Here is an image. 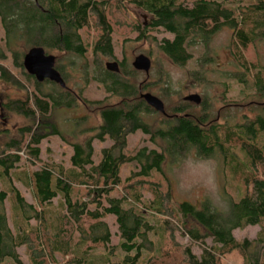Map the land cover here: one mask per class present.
<instances>
[{
  "label": "trees",
  "instance_id": "obj_1",
  "mask_svg": "<svg viewBox=\"0 0 264 264\" xmlns=\"http://www.w3.org/2000/svg\"><path fill=\"white\" fill-rule=\"evenodd\" d=\"M125 1L148 16L134 24L137 39L159 28L172 35L158 41V48L177 65L190 60L188 45L206 40L222 27L230 28L231 53L242 69L232 78L242 86V98L251 96L252 101L264 102V69L244 53L254 40L264 38V0H0V51L10 54L14 66L32 79L34 86L24 100L9 101L12 111L32 123L19 129L20 139H10L0 148V262L8 258L13 264H24L16 252L17 247L24 246L31 264H174L179 256L182 264H222L233 251L243 256V264H264V144L260 143L264 103L248 106L254 116H233L232 124L204 102L197 106L198 112L187 107L188 103L170 109L164 104L165 113L161 114L140 97L139 88L142 91L145 85H137V70L119 63L117 73L102 68L100 76L93 77L116 101L105 98L91 102L100 123L92 128V138L70 144L68 168L52 162L37 163L41 141L50 135L62 137L51 122L41 121L49 120L54 108L71 107L76 100L75 94L66 90L58 61L55 67L66 88L48 80L38 82L27 74L22 66L24 49L40 46L48 54L55 51L82 56L90 47L95 56L112 57L111 14L115 9L124 12ZM84 28L96 32L89 47L79 34ZM5 59V53L0 52V79L20 86L1 63ZM82 103L89 105L84 100ZM151 115L157 120L153 124L144 120ZM137 131L147 135L153 147L128 152L127 136ZM95 139L111 141L110 146L100 149L97 161L92 147ZM190 150L202 157H218L225 180L242 188L239 199H230L226 213L208 203L202 208L187 201L173 204L162 167L167 156L178 160ZM23 157L38 166L18 171ZM126 164L133 167L122 178ZM21 176L31 189L34 203L25 202L11 184ZM8 197L9 216L4 207ZM56 197L62 200L59 210L48 211L47 204ZM106 215L114 218L118 238L110 248L111 234L103 220ZM84 217L96 221L87 230L81 226ZM189 220L192 223L186 227ZM255 225L260 230L253 240L239 241L232 236L235 228ZM176 234H186L201 254L197 256L190 247L182 246ZM207 237L215 245L207 247ZM88 241L107 247L101 262L83 256ZM56 255L62 257L61 262L56 261Z\"/></svg>",
  "mask_w": 264,
  "mask_h": 264
},
{
  "label": "rangeland",
  "instance_id": "obj_2",
  "mask_svg": "<svg viewBox=\"0 0 264 264\" xmlns=\"http://www.w3.org/2000/svg\"><path fill=\"white\" fill-rule=\"evenodd\" d=\"M124 4V12L115 9L111 14L114 22L112 57L92 54L89 44L96 37V32L93 28H84L79 31L83 44L89 47L82 56L55 51L49 52V54H53L56 57V61L60 64L67 86L75 93L72 96L76 103L71 107L59 106L54 108L49 120L41 121L42 123L51 122L63 138L56 135L44 138L39 146L40 155L37 163L52 162L62 166L64 169L68 168L69 157L72 153L70 144L82 143L86 139L92 138L94 135L92 128L100 123L98 112L91 102L101 101L105 98L111 103L116 101L115 98L109 97L102 85L94 80L93 77L100 76V71L105 69V63L110 61L124 63L126 66L133 68L131 63L134 57L139 54L146 55L151 61V66L148 75L143 71H137V85H145V89L142 92H150L159 97L168 109L177 104H187L188 102L183 101V97L196 93L201 97L204 104L210 106L214 113L219 111L223 119L226 117L231 124L233 123L231 119L233 116L238 118L244 112L250 117L254 116L255 112L251 113L246 108L242 107L239 109L232 106L237 101L245 104L252 100V97L242 98L240 94L242 86L232 78L238 77L242 69L238 67L231 53L232 30L230 28L222 27L206 40H200L198 43L188 45L187 51L191 53L190 60L184 65H177L158 48V41L163 38L171 39L172 35L159 28L147 32V37L137 39V34L133 28L134 24L144 22L148 16L134 4L128 1H125ZM2 37L3 31L0 27V48L3 47ZM27 50L24 49L25 52ZM244 51H246L244 53L248 58H255L264 69V38H257L252 42L250 48ZM0 52L6 55V59L2 60L1 63L10 71L12 77L20 85L15 86L0 79V93H2L6 101H9V99L24 100L27 94L33 92V81L32 79H27L20 69L14 66L7 51ZM44 87L47 88L46 86ZM79 91L81 92L80 94ZM77 97H80V99ZM82 100L88 102L89 105L83 104ZM197 106L194 103L187 104V107H190L195 112L200 110ZM7 116L9 117V131H7L8 135H0V148L10 139H20L19 129L32 123L30 119L15 111L10 112ZM155 119L156 117L151 115L150 117H145L144 120L153 124V121H157ZM43 130L49 131L48 128H43ZM260 143L264 144V135L261 137ZM110 144V140H105L104 142L93 140V157L96 161L98 160L100 149L108 147ZM143 146L147 148L153 147L149 137L141 131L127 136L126 150L128 152H134ZM37 166V164L31 165L30 161L23 157L17 165V169L18 171L24 168L30 170ZM132 167V165L128 164L123 165L121 177L127 176ZM162 170L168 178L169 193L174 205L187 201L197 208H202L203 204L208 203L216 211L226 213L229 209L228 203L230 199L237 200L243 194L240 186L225 180L220 159L216 156L202 157L197 155L195 150H190L188 154L178 160H173L167 156ZM21 178L20 180L14 178L11 184L20 192L25 202L34 203L31 189L26 186L22 176ZM3 185L5 189L8 188L7 184ZM9 201L10 198L8 197L4 203L7 216H9ZM61 202V198L56 197L50 204H47L46 208L48 211L57 212ZM103 220L107 223L110 230L111 238L108 244V248H110L111 245H115L118 241L116 224L112 216L106 215ZM95 222L91 218L84 217L81 226L87 230ZM31 223L33 224V222ZM191 223L192 221L189 220L186 223V227ZM259 230V226L255 225L246 226L242 229L235 228L231 233L239 241L244 239L253 240ZM175 239L182 246L190 247L197 256L201 254L198 245L191 242L186 234H176ZM204 244L207 247L215 245L211 237L205 238ZM106 250L107 247H104L102 243H91L88 241L83 247V254H85L83 256H87L86 258H89L90 261L99 263ZM16 252L24 264H31L24 246L17 247ZM46 257L51 262L47 255ZM55 258L57 262L62 260L60 255H56ZM179 260H181L180 256L175 259L176 262L174 264H182ZM0 264L13 263L8 258H4ZM222 264H243V256L233 251L222 259Z\"/></svg>",
  "mask_w": 264,
  "mask_h": 264
},
{
  "label": "water",
  "instance_id": "obj_3",
  "mask_svg": "<svg viewBox=\"0 0 264 264\" xmlns=\"http://www.w3.org/2000/svg\"><path fill=\"white\" fill-rule=\"evenodd\" d=\"M54 62L55 56L52 54H46L44 49L40 46L30 47L22 56V66L24 70L27 74L33 76L36 81L42 82L43 80H48L65 88V82L60 73L54 68ZM131 65L133 69L143 71L148 75L151 61L146 55L139 54L134 57ZM105 69L117 73L119 71V66L116 61H110L105 63ZM140 97L144 99L146 104L154 111L161 114L165 113L164 103L159 97L150 92L140 93ZM183 101H190L199 104L201 102V97L198 94L193 93L184 96Z\"/></svg>",
  "mask_w": 264,
  "mask_h": 264
},
{
  "label": "flooded vegetation",
  "instance_id": "obj_4",
  "mask_svg": "<svg viewBox=\"0 0 264 264\" xmlns=\"http://www.w3.org/2000/svg\"><path fill=\"white\" fill-rule=\"evenodd\" d=\"M48 54V53H46ZM53 55V54H52ZM55 62H56V57H55ZM55 62H54V68L58 71V69L55 67ZM119 64V63H118ZM59 72V71H58ZM60 73V72H59ZM61 75V73H60ZM62 77V76H61ZM66 88V87H65ZM69 87L67 86V89L68 90ZM70 90V89H69ZM140 92L143 93L141 91V89L139 88ZM73 92V91H72ZM74 93V92H73ZM75 94V93H74ZM9 101H11L9 99ZM9 101H6V99L3 97L2 93H0V135H8V132L9 131V128H8V123H9V117L7 116L10 112H12L11 110V105H10V102ZM188 103H193V102H190V101H186ZM202 99H201V102L199 104H195V105H200L202 103ZM264 102H255V101H248L246 102L245 104L243 103H235L233 104V106H235L236 108H239L241 109L242 107L245 109H247L248 106L252 105V104H256V105H261L263 104ZM248 111V110H247ZM249 112V111H248ZM245 113V112H244Z\"/></svg>",
  "mask_w": 264,
  "mask_h": 264
}]
</instances>
